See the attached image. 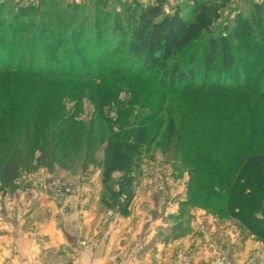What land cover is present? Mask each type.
<instances>
[{"label":"rangeland","instance_id":"obj_1","mask_svg":"<svg viewBox=\"0 0 264 264\" xmlns=\"http://www.w3.org/2000/svg\"><path fill=\"white\" fill-rule=\"evenodd\" d=\"M157 1L164 2L166 14H172L177 5L189 14L192 6L188 0H0V68L8 64L13 69L32 66L47 72L66 71L73 58L76 68L85 65L91 79L57 80L13 70L0 74V86L5 90H0V162L17 155L23 165L15 190L26 185L47 188L54 200L85 185L101 186L105 207L125 206V216H129L134 205H153V198H159L161 205L175 206L176 222H181L176 228L178 236H190L196 242L203 238L207 243L238 236L240 246L255 240L260 249L250 259L264 264V241L253 237L244 240L236 221L205 207L208 200L203 176L209 177V170L230 160L224 149L228 143L218 133H210L208 127L220 125L219 113L237 107L240 95L184 96L161 91L154 77L146 74L138 78V66L128 61L123 51L116 54L121 37L116 34L115 21L122 20L127 6L133 9L135 2L148 5ZM218 1L226 2L220 19L173 59L183 70L195 68L199 84L205 73L202 53L208 40L228 36L239 17L251 18L255 6L264 4V0ZM255 37H249L235 54V59L245 60L238 80L230 75L225 84L242 86L246 81L249 86L257 83L259 92L264 91L263 61ZM77 50L83 52L82 60L76 57ZM106 54L110 55L105 58ZM118 70L122 71L119 75ZM212 75L208 81L214 83ZM50 82L56 86L49 88L47 97L30 96L37 88L45 90ZM172 121L176 135L169 139ZM109 140L123 147L130 164L104 185L103 162ZM241 143L242 138L235 142ZM52 145L55 161L49 167ZM41 170L45 174L36 175ZM61 183L67 185L64 192L60 191ZM9 192L0 186V195ZM112 215L108 213V217ZM213 264H228L226 252Z\"/></svg>","mask_w":264,"mask_h":264},{"label":"trees","instance_id":"obj_2","mask_svg":"<svg viewBox=\"0 0 264 264\" xmlns=\"http://www.w3.org/2000/svg\"><path fill=\"white\" fill-rule=\"evenodd\" d=\"M188 1L192 3V6L188 7L189 14H184L179 5L172 14H166L163 1L148 5L135 2L133 9L127 6L124 18L115 21L116 34L121 37L116 54L123 51L127 60L134 61L138 66V78L146 74L154 77L161 91L180 92L184 96L195 93L213 94L216 97L240 95L237 107L231 106L225 112L219 113L220 125L208 127L210 133H218L219 137L228 143L224 144V149H227L226 155L230 160L217 164L216 169L214 167L209 170V177L203 176L205 182L203 187L208 200L205 207L217 215L236 221L244 240L253 237L264 241V91L259 92L257 83L249 86V82L246 81L242 86L225 84L230 75L234 76V81L238 80L237 76L245 60L240 57L235 59V54L251 36L259 39L256 45L263 61L261 72L264 77V4L255 6L251 18L239 17L235 28L228 36L222 35L208 40L202 53L205 73L199 84L195 68L183 70L178 63L173 62V59L210 30L214 22L220 19L226 2ZM75 55L82 60L84 54L77 50ZM108 55L110 54H106L105 58ZM72 61L66 71L62 69L47 72L34 69L32 66L24 68L20 65L13 69L7 64L0 68V74L13 70L18 74H30L35 77L50 75L57 80L90 82L88 71L85 72L84 69L85 65L76 68V61L73 58ZM191 61L195 64L196 58H191ZM97 63L101 68L103 62L98 60ZM117 73L119 75L122 71L118 70ZM210 73H213L214 83L208 81ZM215 75L218 76L217 79ZM48 86L42 91L39 88L35 89L30 96L47 97L49 88L56 86V82H50ZM1 89L2 92L5 91L0 86ZM175 135V123L172 121L168 126V138L171 139ZM140 137L143 142V131L140 132ZM241 138L243 143L235 144ZM107 144L102 174L104 185L110 183L114 173L125 170L130 164V158L119 143L109 140ZM230 146L232 150H229ZM49 149L50 163L47 166L52 167L55 161V148L52 145ZM43 159V156L38 158V162L43 163ZM22 165V159L15 154L1 160L0 186L3 190L16 189ZM120 206H116L119 208L118 211L126 215V207Z\"/></svg>","mask_w":264,"mask_h":264},{"label":"crops","instance_id":"obj_3","mask_svg":"<svg viewBox=\"0 0 264 264\" xmlns=\"http://www.w3.org/2000/svg\"><path fill=\"white\" fill-rule=\"evenodd\" d=\"M102 193L90 184L54 200L47 188L26 185L0 195V264H213L224 251L228 264H254L255 240L196 242L178 236L175 206L153 198L125 216L105 207Z\"/></svg>","mask_w":264,"mask_h":264},{"label":"built area","instance_id":"obj_4","mask_svg":"<svg viewBox=\"0 0 264 264\" xmlns=\"http://www.w3.org/2000/svg\"><path fill=\"white\" fill-rule=\"evenodd\" d=\"M59 186L60 191L64 192L65 190H67V185L65 183H61Z\"/></svg>","mask_w":264,"mask_h":264}]
</instances>
